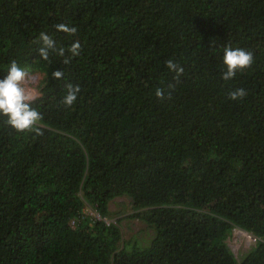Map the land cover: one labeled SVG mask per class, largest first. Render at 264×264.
I'll return each instance as SVG.
<instances>
[{"label": "trees", "instance_id": "obj_1", "mask_svg": "<svg viewBox=\"0 0 264 264\" xmlns=\"http://www.w3.org/2000/svg\"><path fill=\"white\" fill-rule=\"evenodd\" d=\"M42 31L81 54L42 60ZM226 45L254 56L227 81ZM13 60L37 78L43 134L0 116V264H264V0H0V78ZM120 196L148 246L84 214ZM234 229L257 241L239 259Z\"/></svg>", "mask_w": 264, "mask_h": 264}, {"label": "clouds", "instance_id": "obj_2", "mask_svg": "<svg viewBox=\"0 0 264 264\" xmlns=\"http://www.w3.org/2000/svg\"><path fill=\"white\" fill-rule=\"evenodd\" d=\"M52 27L57 31L69 35H75L77 32L76 27H70L66 23H54ZM39 41L43 44L39 49V53L42 60L45 61L49 59V50L60 57H64V64H68L71 58L81 54V44L78 40L71 43L67 48L63 46L57 47L55 40L49 34L42 31L39 33ZM66 53L69 55H66ZM253 62L254 56L251 51H247L242 47L234 48L230 45H226L222 55V63L226 70L222 72V79L225 81L232 79L237 71L250 68ZM165 66L169 71L176 73L175 79H178L184 72L183 67L179 66L171 59L165 61ZM27 75V70L18 66L17 62L13 60L7 69V74L3 78H0V116L6 117L5 123L17 132H34L36 135H42L43 130L39 122L43 119V116L32 106L38 99V93H36L35 90H29L23 86ZM51 75L53 79L59 80L63 79L64 73L62 70H54ZM64 87L66 90L65 95L60 102L64 106H72L76 102L77 96L81 90L80 85H74L69 82L66 83ZM173 87L174 85H168L170 89ZM165 95L166 93L162 88H156L155 96L157 98L163 100ZM246 95L247 92L244 88H236L228 92V98L231 100H240ZM88 209L84 211L85 215H90L93 219L101 220L105 222L106 225H117L116 218L114 222H110V216L102 217L95 210ZM74 221L75 220L71 221V226L76 224ZM248 237H250L249 234Z\"/></svg>", "mask_w": 264, "mask_h": 264}, {"label": "rangeland", "instance_id": "obj_3", "mask_svg": "<svg viewBox=\"0 0 264 264\" xmlns=\"http://www.w3.org/2000/svg\"><path fill=\"white\" fill-rule=\"evenodd\" d=\"M27 73L28 75L23 86L29 90H35L38 93V81L35 74L30 70ZM109 204L110 222H114L115 218L118 220L117 223H119V228L122 233V246L124 244L125 246H130L133 243L141 247L148 246L155 235V231L144 222L126 216L131 212L127 198L120 196L112 200ZM223 238L238 259L244 257L251 247L257 243L256 239L251 236L248 237V234L240 229H234L230 235L224 236Z\"/></svg>", "mask_w": 264, "mask_h": 264}, {"label": "crops", "instance_id": "obj_4", "mask_svg": "<svg viewBox=\"0 0 264 264\" xmlns=\"http://www.w3.org/2000/svg\"><path fill=\"white\" fill-rule=\"evenodd\" d=\"M110 205V204H109Z\"/></svg>", "mask_w": 264, "mask_h": 264}]
</instances>
